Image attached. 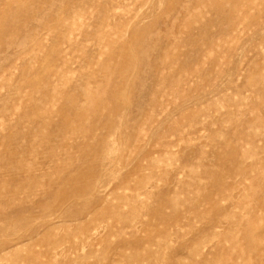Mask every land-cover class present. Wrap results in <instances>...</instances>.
Here are the masks:
<instances>
[{
	"label": "rangeland",
	"instance_id": "rangeland-1",
	"mask_svg": "<svg viewBox=\"0 0 264 264\" xmlns=\"http://www.w3.org/2000/svg\"><path fill=\"white\" fill-rule=\"evenodd\" d=\"M263 194L264 0H0V264H264Z\"/></svg>",
	"mask_w": 264,
	"mask_h": 264
},
{
	"label": "bare ground",
	"instance_id": "bare-ground-1",
	"mask_svg": "<svg viewBox=\"0 0 264 264\" xmlns=\"http://www.w3.org/2000/svg\"><path fill=\"white\" fill-rule=\"evenodd\" d=\"M99 185H100V183H99ZM107 186V185H106ZM104 184H101L100 186H98V188H104V187H106ZM92 189V188H91ZM264 195V194H263ZM264 199V198H263ZM65 211V210H64ZM65 214V213H64ZM48 218H50V216H48V214L46 215V217L44 218V219H48ZM31 220H30V222L29 223H25L26 221L24 220V226H25V228L27 227V229H30V230H32V228L33 229H35L36 227H35V224L36 223H40V220L41 219H43V218H30ZM50 225V224H49ZM51 228H53V227H51ZM50 228V229H51ZM55 229V228H54ZM53 230V229H52ZM37 235L39 236L40 234L39 233H37ZM37 236V237H38ZM138 256H140V252L138 253V255H137V257ZM141 261V260H140ZM153 263V260H152V256L150 255V257H149V259L148 260H143L142 262H140L139 264H152ZM127 264H132V262L131 261H127Z\"/></svg>",
	"mask_w": 264,
	"mask_h": 264
}]
</instances>
